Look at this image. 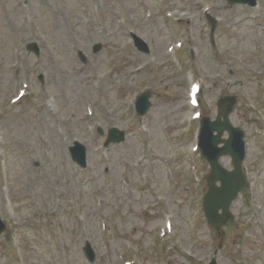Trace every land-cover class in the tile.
<instances>
[{"label": "rangeland", "instance_id": "374dc122", "mask_svg": "<svg viewBox=\"0 0 264 264\" xmlns=\"http://www.w3.org/2000/svg\"><path fill=\"white\" fill-rule=\"evenodd\" d=\"M226 5L225 0H0V216L11 224L0 240V264H87L82 253L87 240L98 253L96 264H116L124 235L136 240L147 260L143 242L156 227L158 211L146 205L169 192L175 212L169 248L180 249L166 258L167 250L163 260L177 264L184 250L194 252L193 262L183 256L185 264L210 260L220 239L200 208L204 171L198 155L189 151L195 139L192 131L184 138L189 126L178 124L183 80L188 97L192 80L168 74L164 54L170 35L161 32L159 20L166 19L165 9L189 13L174 32L190 38L182 61L194 67L193 80H207L200 95L206 114L214 118L220 91L231 92L238 99L232 122L247 131L252 191L232 207L241 229L226 231L218 261L235 264L244 254L248 264H264V75L255 74L264 67V0L255 9ZM207 6L222 18L235 15L232 27L220 25L215 47L202 22L201 9ZM151 15H159L158 25L148 27ZM24 31L39 41L42 52L27 57L25 72L15 75L13 48L18 43L23 48L19 39ZM131 31H143L151 55L130 46ZM95 43L102 44L98 53L92 51ZM227 60L238 66L234 88L211 80L216 71L226 70ZM144 62L151 64L137 81L135 68ZM27 73L29 95L14 103ZM39 74L43 84L37 81ZM140 87L151 89L152 107L136 119L130 100ZM89 108L91 117L85 116ZM98 127L105 136L118 127L126 132V141L104 151ZM75 140L88 147L85 168L71 161L68 148ZM193 162L200 183L188 177ZM222 163L231 167L229 159ZM105 218L113 226L107 232Z\"/></svg>", "mask_w": 264, "mask_h": 264}, {"label": "water", "instance_id": "95a60500", "mask_svg": "<svg viewBox=\"0 0 264 264\" xmlns=\"http://www.w3.org/2000/svg\"><path fill=\"white\" fill-rule=\"evenodd\" d=\"M231 2H244V3H250V0H230ZM232 105H228L227 108H225L226 112H222L218 118V120L212 125L209 124L207 120H204L203 122V134H202V150L204 155L208 158L211 157L212 164H213V170L210 177V186L211 192L208 195L206 199V210L209 219L212 221L218 217L217 211L219 209H223L225 213H227L228 206L230 205L231 201L236 197V194L239 190L243 188V179L241 175L239 174L238 177H235L237 179L236 181L231 179V177L225 175L224 173L220 172L218 170L217 166V159L222 154H234L235 148H236V142H239L241 139V135L238 132H235L232 130L229 122H228V115L232 110ZM145 111L142 112V114ZM224 118V121H222L221 118ZM229 130L231 133V139L226 143L225 147L221 149L220 151H217V144L220 141V137L223 133V131ZM214 131H217L218 135H214ZM77 147L71 148L72 156L73 158L80 163L82 166L86 165V151L85 148L79 144L76 145ZM220 179L222 181V187L221 188H214V182L216 180ZM225 195V196H224ZM220 230V228H218ZM1 232V230H0Z\"/></svg>", "mask_w": 264, "mask_h": 264}]
</instances>
